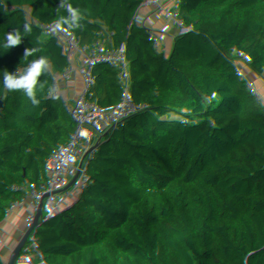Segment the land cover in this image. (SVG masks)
Wrapping results in <instances>:
<instances>
[{
    "label": "trees",
    "instance_id": "obj_1",
    "mask_svg": "<svg viewBox=\"0 0 264 264\" xmlns=\"http://www.w3.org/2000/svg\"><path fill=\"white\" fill-rule=\"evenodd\" d=\"M79 12L64 23L61 3ZM141 0H0V153L15 152L47 175L57 165L83 175L89 223L98 238L65 264H243L193 204V181L210 203L251 220L264 211V0H167L179 20L167 43L185 61L166 76L132 29ZM30 24L7 51L4 36ZM114 38V46L108 40ZM28 57L48 59L33 105L20 92L3 95L4 69ZM113 47V48H112ZM172 63V62H171ZM57 88L51 99L47 89ZM138 131L145 163L127 184L90 154L105 117ZM26 195L13 169L0 163V264H29L33 254L11 207ZM49 230L74 235L80 217L65 194L51 200ZM246 205L244 208L243 205ZM264 235V227L262 228Z\"/></svg>",
    "mask_w": 264,
    "mask_h": 264
},
{
    "label": "built area",
    "instance_id": "obj_2",
    "mask_svg": "<svg viewBox=\"0 0 264 264\" xmlns=\"http://www.w3.org/2000/svg\"><path fill=\"white\" fill-rule=\"evenodd\" d=\"M167 0H141V8H164ZM147 32L144 39L145 46L150 50V39L153 35L152 20L148 19L142 26ZM110 46H114V38L108 40ZM113 48V47H112ZM171 50V49H170ZM172 51V50H171ZM185 61L173 59L172 63L166 66V76L175 78L185 70ZM138 131L128 126L113 125L109 116L105 117L98 141L105 139L104 142H96L90 154L102 158L105 161L107 170L111 176L121 180V171L133 158L139 165L149 160L144 157L139 149L137 141ZM0 163L13 169L14 175L18 176L26 189V195L16 205L11 207V215L7 226L18 227L28 244L33 259L29 264H65L74 259L82 250L90 246L98 236L93 235L88 219L89 204L84 188L83 175L78 177H67L64 168L57 165L56 168L47 175L40 174L38 170L25 158L15 152L8 154L0 153ZM192 199L195 208L201 211L203 219L213 231L221 234L215 220L210 212L201 202L199 195L208 192L206 185L200 181H193ZM35 187V188H34ZM36 189V193L33 192ZM58 194H65L75 202L76 211L80 217L79 229L74 235L61 237L54 231L49 230L48 220L53 214L52 198ZM36 204L41 212V218L31 234L25 233L18 223V210H28L29 206ZM245 208L246 205L244 204ZM234 221L239 224H246L251 229L254 238L260 240V250L264 255V211L258 220H251L246 213L241 211L234 215ZM237 255V253H233Z\"/></svg>",
    "mask_w": 264,
    "mask_h": 264
},
{
    "label": "crops",
    "instance_id": "obj_3",
    "mask_svg": "<svg viewBox=\"0 0 264 264\" xmlns=\"http://www.w3.org/2000/svg\"><path fill=\"white\" fill-rule=\"evenodd\" d=\"M157 12L156 7L138 9L132 18V29L138 38L144 40L147 38V32L142 26L148 19H154ZM179 22L171 14H165L159 24L153 28V35L150 39L149 54L159 66L169 65L173 61V53L167 43L172 27ZM101 139L100 142H104ZM136 161L130 158L128 164L121 171V179L124 184L129 181L132 167ZM35 188V187H34ZM34 190V189H33ZM36 193V189L33 191ZM205 208L211 213L215 220L227 246L237 253L242 259L243 264H264V255L260 250V240L254 238V235L246 224H239L234 221L233 217L223 211L220 207L210 203L205 197L199 196ZM18 223L26 234L30 235L41 218L39 207L32 203L28 210H18Z\"/></svg>",
    "mask_w": 264,
    "mask_h": 264
},
{
    "label": "clouds",
    "instance_id": "obj_4",
    "mask_svg": "<svg viewBox=\"0 0 264 264\" xmlns=\"http://www.w3.org/2000/svg\"><path fill=\"white\" fill-rule=\"evenodd\" d=\"M60 7L66 8L68 12V17L65 18L63 22L68 24L70 28L78 27V21L80 18L78 10L63 2ZM31 31L30 24L25 23L23 25V33L25 35L22 36L18 29H13L12 31L7 32L4 36V49L7 51L10 48L18 46L22 42V38L30 34ZM38 51H40V49L36 47L26 48L20 60V63L23 66H17L14 71H9L7 69L2 70V88L4 97L10 92H20L30 100L33 105L39 103V100L37 99V91L38 88H44V84L40 83V77L49 73L52 66L44 56H39L28 62V57L34 55ZM47 95L51 99L58 98L57 88L54 84L48 87Z\"/></svg>",
    "mask_w": 264,
    "mask_h": 264
},
{
    "label": "rangeland",
    "instance_id": "obj_5",
    "mask_svg": "<svg viewBox=\"0 0 264 264\" xmlns=\"http://www.w3.org/2000/svg\"><path fill=\"white\" fill-rule=\"evenodd\" d=\"M122 182V181H121ZM201 197V196H200ZM218 207H220V206H218ZM221 208V207H220ZM211 214V213H210Z\"/></svg>",
    "mask_w": 264,
    "mask_h": 264
}]
</instances>
